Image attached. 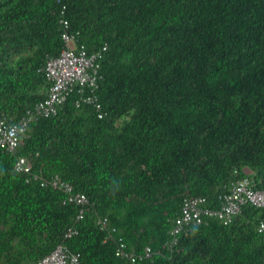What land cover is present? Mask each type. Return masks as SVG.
Here are the masks:
<instances>
[{
	"label": "trees",
	"instance_id": "trees-1",
	"mask_svg": "<svg viewBox=\"0 0 264 264\" xmlns=\"http://www.w3.org/2000/svg\"><path fill=\"white\" fill-rule=\"evenodd\" d=\"M64 33L95 56L85 94L97 104L77 106L74 90L16 154L0 146V264L41 259L74 225L79 264H131L115 256L119 238L151 249L141 264H264V210L250 204L167 245L185 197L219 209L244 177L264 193V0H0V116L45 100ZM17 157L32 176L14 171ZM33 176H58L95 207L76 223L78 207Z\"/></svg>",
	"mask_w": 264,
	"mask_h": 264
},
{
	"label": "built area",
	"instance_id": "built-area-1",
	"mask_svg": "<svg viewBox=\"0 0 264 264\" xmlns=\"http://www.w3.org/2000/svg\"><path fill=\"white\" fill-rule=\"evenodd\" d=\"M63 48L58 57L49 58L45 64L44 72L50 82L44 101L38 103L26 116L13 122L4 116H0V146L11 154H16L20 142L27 135V130L40 118L53 116L74 91L78 90L80 99L76 104H97V98L86 95L85 89L96 88L98 65L95 64V56H87L86 52L79 49L74 38L68 33L62 35ZM14 171L32 176V166L24 157H17L14 163ZM40 180L42 187L62 192L66 203L78 207L75 222L81 221L86 213L95 207L85 194L74 192L73 187L63 182L58 176L50 179L33 176ZM220 208L209 209L205 206V200L197 197H185L183 199L180 215L174 220L170 231L169 248L177 244V236L189 232L192 228L200 226L205 219H214L217 222L228 225L241 213L242 207L250 204L255 208L264 210V193L254 189L253 181L244 177L233 182L226 188V192L219 196ZM98 229L106 234L105 240H109L115 229L110 227L107 218L98 217L96 220ZM259 230L264 231V224L260 222ZM77 235V229L71 226L64 233L62 241L47 255L30 264H79V255L69 251L66 242ZM115 256L128 260L131 264H141L149 260L153 252L149 247L143 249L141 254L127 252L126 244L119 238L117 241Z\"/></svg>",
	"mask_w": 264,
	"mask_h": 264
},
{
	"label": "crops",
	"instance_id": "crops-1",
	"mask_svg": "<svg viewBox=\"0 0 264 264\" xmlns=\"http://www.w3.org/2000/svg\"><path fill=\"white\" fill-rule=\"evenodd\" d=\"M246 173H249V172L246 171Z\"/></svg>",
	"mask_w": 264,
	"mask_h": 264
}]
</instances>
